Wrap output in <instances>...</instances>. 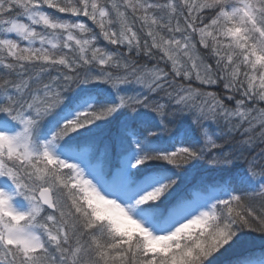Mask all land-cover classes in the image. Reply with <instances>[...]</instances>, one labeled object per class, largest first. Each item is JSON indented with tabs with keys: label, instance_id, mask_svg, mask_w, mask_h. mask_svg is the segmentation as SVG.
<instances>
[{
	"label": "snow or ice",
	"instance_id": "1",
	"mask_svg": "<svg viewBox=\"0 0 264 264\" xmlns=\"http://www.w3.org/2000/svg\"><path fill=\"white\" fill-rule=\"evenodd\" d=\"M0 264H264V0H0Z\"/></svg>",
	"mask_w": 264,
	"mask_h": 264
}]
</instances>
